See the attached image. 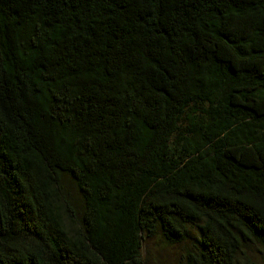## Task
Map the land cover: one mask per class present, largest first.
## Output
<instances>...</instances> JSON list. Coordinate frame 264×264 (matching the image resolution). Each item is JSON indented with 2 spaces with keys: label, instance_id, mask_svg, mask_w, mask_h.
Listing matches in <instances>:
<instances>
[{
  "label": "trees",
  "instance_id": "obj_1",
  "mask_svg": "<svg viewBox=\"0 0 264 264\" xmlns=\"http://www.w3.org/2000/svg\"><path fill=\"white\" fill-rule=\"evenodd\" d=\"M148 241L264 254V0H0V264Z\"/></svg>",
  "mask_w": 264,
  "mask_h": 264
},
{
  "label": "rangeland",
  "instance_id": "obj_2",
  "mask_svg": "<svg viewBox=\"0 0 264 264\" xmlns=\"http://www.w3.org/2000/svg\"><path fill=\"white\" fill-rule=\"evenodd\" d=\"M181 247H160L156 245L153 241H148L142 247V256L144 257L146 264H168L175 263L176 258L179 256ZM251 259L255 261V264L262 263L263 252L258 251L255 248L249 250Z\"/></svg>",
  "mask_w": 264,
  "mask_h": 264
}]
</instances>
